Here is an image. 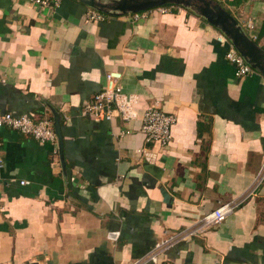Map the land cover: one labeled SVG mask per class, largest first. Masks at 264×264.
I'll list each match as a JSON object with an SVG mask.
<instances>
[{
    "label": "crops",
    "instance_id": "crops-1",
    "mask_svg": "<svg viewBox=\"0 0 264 264\" xmlns=\"http://www.w3.org/2000/svg\"><path fill=\"white\" fill-rule=\"evenodd\" d=\"M214 1L264 60V0ZM117 6L0 0V111L53 120L55 107L66 161L64 169L55 144L0 128V264H131L241 197L264 163V72L244 57L252 72L235 75L225 56L229 44L242 55L233 38L184 4L150 8L138 21ZM90 9L105 19L86 22ZM111 70L123 73L139 115L158 100L177 116L167 146L147 142L140 119L82 115ZM157 264H264V181L223 222Z\"/></svg>",
    "mask_w": 264,
    "mask_h": 264
},
{
    "label": "built area",
    "instance_id": "built-area-1",
    "mask_svg": "<svg viewBox=\"0 0 264 264\" xmlns=\"http://www.w3.org/2000/svg\"><path fill=\"white\" fill-rule=\"evenodd\" d=\"M37 6L55 9L61 5L64 0H27ZM158 9L165 13L169 10L163 6ZM143 10L131 15L134 21H138L147 16L148 11ZM105 19V14L95 9L88 10L85 21H99ZM249 27L253 28L252 21ZM256 38V35H254ZM222 44L228 43L224 35L217 37ZM226 58L235 65V75L239 78L250 74L252 67L247 63L244 56L236 51L233 45L229 44ZM123 73L119 70H111L106 73V83L102 90L97 92L91 101L87 102L81 109L83 116L95 120L112 121L120 117L125 122L140 119V132L145 136L147 142H159L167 146L172 139V128L177 122L175 114L167 112L160 101H155L152 105L147 106L139 115L137 112V96L124 91L121 80ZM0 128H7L20 131L24 134L31 135L42 143L51 142L55 144L53 154L59 153L57 142L58 137L54 127V121L51 118H37L34 112L16 115L12 112L0 111ZM132 129H125L121 133L129 134ZM2 141L0 139V166L3 165ZM138 151H142L138 149ZM264 181V163L256 175L253 185L239 198L221 203L218 207L204 214L193 226L178 232L169 233L165 238L155 243L144 255L133 261L131 264H157L160 257L169 249L178 243L188 240L193 236L202 235L212 227L223 222L241 203L255 193L257 188ZM110 240L118 239L117 231L108 233ZM48 264V263H44Z\"/></svg>",
    "mask_w": 264,
    "mask_h": 264
},
{
    "label": "water",
    "instance_id": "water-1",
    "mask_svg": "<svg viewBox=\"0 0 264 264\" xmlns=\"http://www.w3.org/2000/svg\"><path fill=\"white\" fill-rule=\"evenodd\" d=\"M116 3L118 5L116 9L123 13H128L129 11L139 12L167 3H178L190 6L200 15L207 18L210 23L221 27L228 36L233 38L234 44L238 46L242 55L248 60L250 58L253 65L264 72V60L262 59L261 49L248 36L242 34L241 26L238 25V21L234 16L214 0H116ZM50 109L54 115V127L59 142V156L62 166L65 169L66 161L61 116L55 107L50 106Z\"/></svg>",
    "mask_w": 264,
    "mask_h": 264
}]
</instances>
